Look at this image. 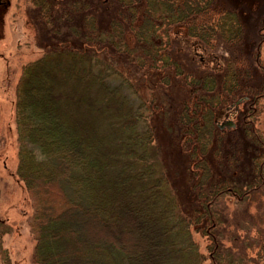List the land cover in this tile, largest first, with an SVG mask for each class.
I'll return each mask as SVG.
<instances>
[{"label": "trees", "instance_id": "1", "mask_svg": "<svg viewBox=\"0 0 264 264\" xmlns=\"http://www.w3.org/2000/svg\"><path fill=\"white\" fill-rule=\"evenodd\" d=\"M215 1L35 0L41 25L55 36L42 56L22 66L14 112L16 174L32 197L37 264H201L192 226L203 224L208 241L217 238L218 201L227 194L241 200L262 187L264 135L252 117L260 115L264 85L239 94L235 85L248 70L227 58L231 79L223 77L217 89L214 77L184 70L167 51L170 29L181 22L189 36L213 45L223 15ZM224 27L232 46L240 45L244 27L227 21ZM147 65L168 67L170 79L178 75L190 87L175 116L189 157L186 178L171 179L155 127L147 125L146 109L163 107L154 95L141 102ZM263 65L253 72L261 68L262 75ZM239 98L245 117L230 139L232 130L219 128L220 108ZM181 179L191 182L193 213L178 199ZM217 244L210 245L215 255Z\"/></svg>", "mask_w": 264, "mask_h": 264}, {"label": "rangeland", "instance_id": "2", "mask_svg": "<svg viewBox=\"0 0 264 264\" xmlns=\"http://www.w3.org/2000/svg\"><path fill=\"white\" fill-rule=\"evenodd\" d=\"M213 4L223 14L219 21H227V25L234 29L244 27L240 45L234 48L221 37L218 28L213 45L209 46L204 40L189 36L187 24L181 22L170 29V45L167 51L171 57L182 61L184 70L214 77L219 89L223 87L224 78L221 73L225 69L227 58L235 59L234 56L240 55L242 49L255 50L261 47L260 55L264 59V0H216ZM39 9L40 5L35 0H2L0 4V264H6L7 260L10 264H37L33 257L38 240L30 225L34 215L32 197L16 174L19 144L14 100L22 66L42 56L47 50L48 41L55 36L48 31L51 27L41 25ZM234 12L236 17L231 19L229 14ZM113 14L111 12L106 19ZM148 63L153 62L150 60ZM219 64H223L222 69H217L216 65ZM132 68L133 64H130L127 69L129 74L132 73ZM141 68L144 95L141 102L154 95L157 97L156 102L163 105L153 114L146 109L147 125H154L153 133L156 145L162 148L161 157L165 160V169L171 179L175 177L177 180L178 174L185 176L188 168L184 166L188 165L189 157L188 152L181 147L182 136L175 123V116L182 108V102L188 96L190 87L178 76L170 79L171 72L168 67L147 65ZM162 71L168 72L165 75L169 76L168 82L161 79ZM259 98L256 106L261 112L255 119V125L264 135V97ZM238 101L242 104L243 100L239 98ZM245 106L243 101V108ZM227 108H220L219 123L227 117ZM238 112L242 117L237 122L240 124L245 116L239 106ZM247 159L250 160L251 156ZM261 175L264 178V172ZM178 183L181 190L178 199L185 210L192 212L195 204L192 200L194 194L191 182L181 179ZM222 198L215 206L220 210V223L212 229L217 233V238L208 241L209 237L202 232L203 224L198 225L199 229L192 226L193 238L198 242L199 251L204 256L201 264H218L214 261L216 256H220L221 264H264V252L261 251L264 249V183L262 187L242 197L243 200L233 194ZM129 228L122 229L127 231ZM100 232L106 234L108 231L101 228ZM216 239L217 255L213 250L214 246H210Z\"/></svg>", "mask_w": 264, "mask_h": 264}, {"label": "bare ground", "instance_id": "3", "mask_svg": "<svg viewBox=\"0 0 264 264\" xmlns=\"http://www.w3.org/2000/svg\"><path fill=\"white\" fill-rule=\"evenodd\" d=\"M218 28H219V31L221 33V37L225 38V40L228 43H232L233 41L230 40V38H227V35H230V33L224 27L223 22L220 21V25L218 26ZM243 51L246 53V56L241 57L239 54H236V56H234V58H237L238 60L231 58V61H230V63L232 65H234V64L235 65L236 64L242 65V63H243V64H245L246 69L248 70V74L244 78V82L237 80L235 88L233 87L234 90L237 91L241 95L244 92H246V88H248L250 85L256 86V87L264 85V73L262 75L258 74L261 68L259 67L260 69H258V71L256 73L253 72L255 67H258V66L264 64V59L260 55L261 47L260 48L257 47L255 50H252V49L247 50V48H246L244 50H241V55H243V53H244ZM178 61H180V63H182V61L180 59H178ZM227 73H228V70L224 69V71L221 73L222 77L226 78ZM176 76H178V75H176ZM229 79H231V78L227 75V80H229ZM229 85H230V83L227 86H229ZM259 93H260V96L262 95L264 97V92L262 90ZM239 105H240V101H238V100H230L228 103H226V102L224 103V107L227 108V106H228L227 111L225 112L227 119L225 118V120L222 123H220L219 128L224 129L223 131H225V132H229L230 130H232L231 133H229L230 139H235L233 133L235 132V130L238 129L237 126H240L237 123L239 121V119L242 118L239 116L240 114L238 112V106ZM252 119H254L253 122H256L255 119H257V118H252ZM233 129H234V131H233ZM237 132H238V130H237ZM228 141H229V139H228ZM260 154H261V160H262L261 174H263V172H264V145L261 147ZM184 167L186 169L187 168L190 169L189 165H187V166L185 165ZM255 175H257L256 179L260 178L262 180L263 177L261 178V176L258 174V172ZM262 181L264 182V180H262ZM261 251L264 252V249H261Z\"/></svg>", "mask_w": 264, "mask_h": 264}, {"label": "flooded vegetation", "instance_id": "4", "mask_svg": "<svg viewBox=\"0 0 264 264\" xmlns=\"http://www.w3.org/2000/svg\"><path fill=\"white\" fill-rule=\"evenodd\" d=\"M2 3V0H0V4Z\"/></svg>", "mask_w": 264, "mask_h": 264}]
</instances>
